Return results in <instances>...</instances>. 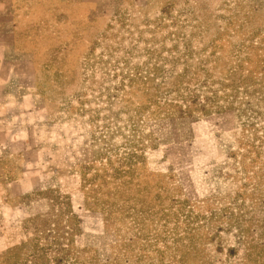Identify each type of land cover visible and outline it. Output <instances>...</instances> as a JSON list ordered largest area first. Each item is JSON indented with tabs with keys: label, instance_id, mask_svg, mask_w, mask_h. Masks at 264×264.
<instances>
[{
	"label": "rangeland",
	"instance_id": "rangeland-1",
	"mask_svg": "<svg viewBox=\"0 0 264 264\" xmlns=\"http://www.w3.org/2000/svg\"><path fill=\"white\" fill-rule=\"evenodd\" d=\"M2 1L38 107L0 137V264H34V244L53 241L28 222L48 190L81 223L50 264L262 251L264 0Z\"/></svg>",
	"mask_w": 264,
	"mask_h": 264
},
{
	"label": "crops",
	"instance_id": "crops-1",
	"mask_svg": "<svg viewBox=\"0 0 264 264\" xmlns=\"http://www.w3.org/2000/svg\"><path fill=\"white\" fill-rule=\"evenodd\" d=\"M6 6L0 0V137H13L17 125L26 128V119L38 106L33 100L34 65L30 58L17 56L7 37Z\"/></svg>",
	"mask_w": 264,
	"mask_h": 264
},
{
	"label": "trees",
	"instance_id": "trees-1",
	"mask_svg": "<svg viewBox=\"0 0 264 264\" xmlns=\"http://www.w3.org/2000/svg\"><path fill=\"white\" fill-rule=\"evenodd\" d=\"M42 195L49 202V211L43 215L34 216L28 222L34 235L33 240L39 241L43 235L47 234L51 239L53 238V241L49 240L43 245L34 244L35 251L31 255L34 264L42 262V253H46L44 264H50L51 262V259L47 257L48 253H70L73 247V237L81 232L80 219L67 195L56 190H48ZM254 247L256 245L252 244L251 241L245 253V259L248 262H256L257 258L263 257L264 248L256 257H253L252 250ZM54 260L58 262V258L55 257ZM247 261L242 263L249 264ZM262 264H264V261Z\"/></svg>",
	"mask_w": 264,
	"mask_h": 264
}]
</instances>
